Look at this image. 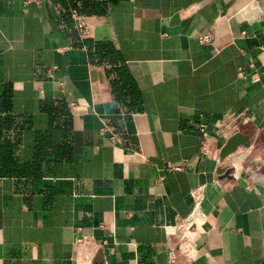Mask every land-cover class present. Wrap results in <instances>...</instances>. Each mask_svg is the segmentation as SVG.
<instances>
[{"label":"crops","instance_id":"1","mask_svg":"<svg viewBox=\"0 0 264 264\" xmlns=\"http://www.w3.org/2000/svg\"><path fill=\"white\" fill-rule=\"evenodd\" d=\"M3 84L0 264H78L81 233L93 264H264L259 162L220 178L194 128L258 106L264 129V0H0ZM192 212L193 250L171 262Z\"/></svg>","mask_w":264,"mask_h":264},{"label":"built area","instance_id":"2","mask_svg":"<svg viewBox=\"0 0 264 264\" xmlns=\"http://www.w3.org/2000/svg\"><path fill=\"white\" fill-rule=\"evenodd\" d=\"M86 15L81 14L77 10H71V18L74 22V26L80 37H87L90 35V24L87 20ZM215 29L209 28L200 32L197 36L199 43L209 44L212 43L215 38ZM41 69L37 68L36 73H41ZM238 74L241 77H245L246 73L243 68L238 69ZM3 89L9 92V86L3 84ZM260 106H264V96L259 102ZM257 107H248L241 111H229L218 116L216 118V123L213 127H210L204 119V114L199 112L196 114L194 120V128L198 133V152L203 157H210L215 160L218 164H225L226 167L231 168V177L237 178L240 176V168L243 164L245 158H253L259 162L260 167L264 172V156L263 155V145H262V134H264L263 127L256 123L257 117ZM226 129L232 134L234 132L240 131L241 133L248 134L249 136V146L239 145L235 150L227 154L223 159L219 156L220 148L213 145V139ZM230 134V135H231ZM113 138V137H112ZM257 144V145H256ZM256 145V146H255ZM239 162L238 171H236L235 164ZM168 169H179L180 165L168 164ZM230 177V178H231ZM225 178V177H223ZM218 182V179H214ZM250 185V184H248ZM195 192V193H194ZM194 208L202 201L203 194L201 189H196L192 192ZM194 211V209H193ZM195 216L193 212L191 215L186 217L183 221L177 224V230L179 234V240L174 250L169 251V260L171 262L175 261L177 252L189 256L193 250L192 237L194 230V220ZM189 231L190 244L188 246L182 245V239L185 233ZM174 232V230H171ZM74 241L79 250L78 264H93V258L95 253L99 248V241L96 240L91 234L81 233L75 236Z\"/></svg>","mask_w":264,"mask_h":264},{"label":"water","instance_id":"3","mask_svg":"<svg viewBox=\"0 0 264 264\" xmlns=\"http://www.w3.org/2000/svg\"><path fill=\"white\" fill-rule=\"evenodd\" d=\"M264 139V138H262ZM243 145V146H249V136L248 134L241 133L240 131L232 133L230 136L227 137L225 142L220 148L219 156L221 159H223L227 154L232 152L236 149L237 146ZM218 172L220 173V178H230L231 177V168L222 166L219 168Z\"/></svg>","mask_w":264,"mask_h":264},{"label":"bare ground","instance_id":"4","mask_svg":"<svg viewBox=\"0 0 264 264\" xmlns=\"http://www.w3.org/2000/svg\"><path fill=\"white\" fill-rule=\"evenodd\" d=\"M199 206L197 207V209L195 210V215H198L201 209V202L198 203ZM192 237V235H189V231H187L182 239V245L183 246H188L190 244V238Z\"/></svg>","mask_w":264,"mask_h":264},{"label":"trees","instance_id":"5","mask_svg":"<svg viewBox=\"0 0 264 264\" xmlns=\"http://www.w3.org/2000/svg\"><path fill=\"white\" fill-rule=\"evenodd\" d=\"M84 5L86 6V3H84ZM8 96H9V92L4 90L3 87H1V89H0V102L6 101L8 99Z\"/></svg>","mask_w":264,"mask_h":264},{"label":"rangeland","instance_id":"6","mask_svg":"<svg viewBox=\"0 0 264 264\" xmlns=\"http://www.w3.org/2000/svg\"><path fill=\"white\" fill-rule=\"evenodd\" d=\"M256 145H257V144H256ZM256 145H255V146H256Z\"/></svg>","mask_w":264,"mask_h":264}]
</instances>
